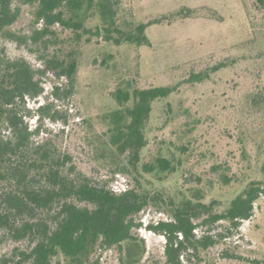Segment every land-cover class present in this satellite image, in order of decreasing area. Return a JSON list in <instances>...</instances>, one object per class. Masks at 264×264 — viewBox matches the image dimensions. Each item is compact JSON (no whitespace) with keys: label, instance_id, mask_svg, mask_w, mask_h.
<instances>
[{"label":"rangeland","instance_id":"obj_1","mask_svg":"<svg viewBox=\"0 0 264 264\" xmlns=\"http://www.w3.org/2000/svg\"><path fill=\"white\" fill-rule=\"evenodd\" d=\"M15 4L21 14L10 29L29 35L36 4ZM182 8L196 13L176 16ZM112 20L123 32L158 22L146 29L151 43L138 45L106 41L104 27ZM85 25L92 32L79 43L71 30L56 25L61 38L49 51L0 36V54L41 68L42 56L58 50L69 57L66 53L76 43L74 87L47 71L44 93L21 106L34 114L46 106L40 118H26L31 128H40L33 140L47 142L93 182L114 190L138 186L153 197L137 216L142 225L133 229L136 239L122 247H99L92 258L99 264H164L167 237L149 225L171 220L172 212L190 200L212 208L194 219L198 248L183 252L185 264H264V193L249 219L204 222L210 213L225 212L250 183L264 185V0H96ZM220 63L225 66L211 70ZM198 72L209 76L191 81ZM55 85L61 87L57 96L52 95ZM161 85H176V90L153 102L145 125L147 144L132 164L129 151L120 154L109 143L110 113L122 107L113 93ZM159 157L170 160L171 167L144 170ZM204 235L216 242L201 246L197 241ZM28 247V241H14L0 230V264H16V249ZM64 262L58 255L51 264Z\"/></svg>","mask_w":264,"mask_h":264},{"label":"trees","instance_id":"obj_2","mask_svg":"<svg viewBox=\"0 0 264 264\" xmlns=\"http://www.w3.org/2000/svg\"><path fill=\"white\" fill-rule=\"evenodd\" d=\"M36 4L34 25L29 35H20L10 29L21 14V7L15 0H0V36L25 45L44 46L49 51L59 44L60 36L56 25L71 30L76 43L83 35L92 32L85 20L96 0H25ZM196 13L193 8H182L176 16L189 17ZM139 23L133 32H123L115 27L112 20L104 27L106 41L133 42L138 45L151 43L146 35L147 27L156 23ZM40 25V26H38ZM100 30V29H99ZM98 31L97 33H99ZM119 33L118 36L114 33ZM66 55L57 51L49 52L40 59L43 67L35 68L25 58H10L0 54V230L8 233L14 241H28L27 249H16V264H51L54 257L63 255L64 264H99L93 254L99 247H122L124 242L136 238L133 229L142 225L136 221L139 213L153 199L138 186L117 192L106 183H96L80 171L76 165H68L66 158L53 151L47 142H34L40 128H31L26 121L34 115L45 114L42 104L35 112L21 109L28 99L38 98L44 93L42 76L51 71L68 80L70 88L78 70V46ZM224 63L214 65L216 71ZM209 72L192 73L191 81H202ZM60 86L55 85L52 95H58ZM176 85H161L148 88H118L113 96L120 108L110 113L112 122L109 143L120 154H131V163L139 160L140 151L147 144L145 125L150 117L153 102L169 96ZM133 100L131 106H123ZM157 167L168 169L171 162L159 157L157 164L146 163L144 170L153 171ZM264 193V185L252 182L222 213H210L204 222L226 219L238 224L249 219L255 203ZM211 205L192 204L185 201L172 212L171 220H160L149 227L167 237L164 264H185L181 255L192 246L198 226L194 219L200 212L211 211ZM179 235L183 237L179 239ZM208 247L216 241L204 235L197 241ZM129 262H135L130 259Z\"/></svg>","mask_w":264,"mask_h":264},{"label":"built area","instance_id":"obj_3","mask_svg":"<svg viewBox=\"0 0 264 264\" xmlns=\"http://www.w3.org/2000/svg\"><path fill=\"white\" fill-rule=\"evenodd\" d=\"M125 189H127V188H124V189L119 188V189H115V191H117V192H121V191H123V190H125Z\"/></svg>","mask_w":264,"mask_h":264}]
</instances>
